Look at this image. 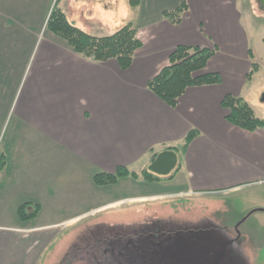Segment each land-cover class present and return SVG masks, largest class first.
<instances>
[{
    "label": "crops",
    "instance_id": "0c3cea01",
    "mask_svg": "<svg viewBox=\"0 0 264 264\" xmlns=\"http://www.w3.org/2000/svg\"><path fill=\"white\" fill-rule=\"evenodd\" d=\"M42 1L0 0V264H39L61 225L126 202L264 190V128L233 125L221 106L225 95L240 96L264 119L248 97L264 67V47L257 52L253 45L259 38L264 45V37L254 32L248 3L185 0L186 12L171 23L162 12L180 0H139L134 8L128 0ZM53 7L97 36L132 21L141 45L130 66L121 70L115 59L94 61L74 52L45 27ZM177 45L212 49L203 72L218 73L221 81L188 87L170 107L146 83ZM252 62L257 69L247 79ZM191 130L198 134L179 156L173 148ZM166 150L176 154L179 168L158 175L162 180L93 181L118 166L132 172L143 159L149 169L150 156ZM125 182L139 188L123 198L106 194ZM23 204L37 207L33 218L19 219ZM256 209L262 219L264 208Z\"/></svg>",
    "mask_w": 264,
    "mask_h": 264
},
{
    "label": "rangeland",
    "instance_id": "374dc122",
    "mask_svg": "<svg viewBox=\"0 0 264 264\" xmlns=\"http://www.w3.org/2000/svg\"><path fill=\"white\" fill-rule=\"evenodd\" d=\"M29 1L43 5L42 0ZM245 2L252 12L249 17L255 25L254 32L264 37V12L256 0ZM253 45L257 52L261 45L264 47L260 38ZM262 85L264 67L248 94L257 112L264 115V107L257 106L264 94L260 91ZM145 167L143 159L130 170L139 173ZM138 181L143 185L146 180ZM123 185L108 187L106 194L111 191L115 198H123L139 188L129 182ZM262 189L253 187L228 197L189 194L111 207L76 225H61L56 244L45 250L47 256L39 264H262L263 213L254 212L245 219L250 211L264 208ZM239 248L247 252L249 259Z\"/></svg>",
    "mask_w": 264,
    "mask_h": 264
},
{
    "label": "trees",
    "instance_id": "16d2710c",
    "mask_svg": "<svg viewBox=\"0 0 264 264\" xmlns=\"http://www.w3.org/2000/svg\"><path fill=\"white\" fill-rule=\"evenodd\" d=\"M128 4L134 8L139 4V0H128ZM186 10L185 0H180L173 10L163 11L162 15L169 22L178 23ZM45 27L50 33L63 39L74 52L84 58L100 62L115 59L121 70L130 66L135 50L141 45L132 21H128L109 35L97 36L76 27L69 22L60 8L53 7L46 19ZM213 53L214 51L208 48L177 45L169 53L168 63L147 81V88L168 106L174 107L178 98L188 87L220 83L218 73L203 72ZM249 55L251 57L250 52ZM256 69V63L252 62L247 79ZM221 106L227 110L226 120L233 125L247 131L264 128V119L256 117L250 105L242 97L227 94L223 97ZM197 134V131L191 130L186 135L184 143L180 147L173 148L179 156L183 154L190 140ZM154 158L155 154H152L149 163ZM2 167L3 162L0 161V169ZM178 168L179 163L177 162L173 170L177 171ZM172 175L173 173L166 178L169 179ZM124 176L135 178L141 176L146 181L163 179L148 168L137 173L129 171L127 167L118 166L113 173L96 174L93 181L96 185L102 186L113 184L118 178ZM36 212V206L30 210L28 204H23L18 207L17 214L20 220H29L35 216Z\"/></svg>",
    "mask_w": 264,
    "mask_h": 264
},
{
    "label": "water",
    "instance_id": "95a60500",
    "mask_svg": "<svg viewBox=\"0 0 264 264\" xmlns=\"http://www.w3.org/2000/svg\"><path fill=\"white\" fill-rule=\"evenodd\" d=\"M259 8L264 12V0H256ZM264 100V96L263 99ZM177 164V156L173 151L166 150L159 153L155 159L150 163L149 170L157 175H166ZM252 210L251 212L256 211Z\"/></svg>",
    "mask_w": 264,
    "mask_h": 264
}]
</instances>
